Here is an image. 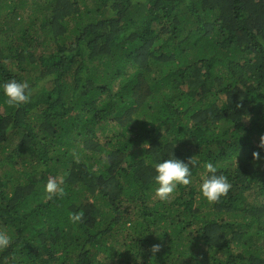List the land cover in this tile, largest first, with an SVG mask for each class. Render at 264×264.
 I'll return each mask as SVG.
<instances>
[{"label":"trees","instance_id":"trees-1","mask_svg":"<svg viewBox=\"0 0 264 264\" xmlns=\"http://www.w3.org/2000/svg\"><path fill=\"white\" fill-rule=\"evenodd\" d=\"M11 79L30 100L0 92V264H264V0H0ZM172 156L192 183L161 201Z\"/></svg>","mask_w":264,"mask_h":264},{"label":"clouds","instance_id":"clouds-1","mask_svg":"<svg viewBox=\"0 0 264 264\" xmlns=\"http://www.w3.org/2000/svg\"><path fill=\"white\" fill-rule=\"evenodd\" d=\"M0 92H2L8 105L18 106L30 100L28 83L18 82L16 79L0 84ZM258 147L264 149V137L260 138ZM252 158L253 161H260V152H253ZM192 162V158L188 163H185L172 156L170 159H164L155 164L153 179L156 184L155 195L158 199L161 201L168 200L178 185L187 186L192 183L190 170ZM256 166L260 165L257 164ZM204 169L205 171L201 175L199 184L200 195L208 202H216L229 192L232 185L225 175L217 174V167L213 163H205ZM62 183V180L58 181L56 178L47 180L44 185V191L47 193L48 199H51L54 195L61 198L65 195ZM69 218L71 222L75 223L81 219V215L72 214ZM10 243L9 235L5 231L0 230V250L8 248ZM159 247L158 244L153 245L151 251L155 253L159 251Z\"/></svg>","mask_w":264,"mask_h":264},{"label":"rangeland","instance_id":"rangeland-1","mask_svg":"<svg viewBox=\"0 0 264 264\" xmlns=\"http://www.w3.org/2000/svg\"><path fill=\"white\" fill-rule=\"evenodd\" d=\"M187 259H188V258H187ZM187 259H186V260H187Z\"/></svg>","mask_w":264,"mask_h":264}]
</instances>
